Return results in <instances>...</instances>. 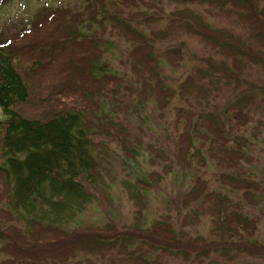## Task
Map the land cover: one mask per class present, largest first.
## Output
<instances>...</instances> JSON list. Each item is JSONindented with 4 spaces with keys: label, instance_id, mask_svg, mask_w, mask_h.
<instances>
[{
    "label": "trees",
    "instance_id": "trees-1",
    "mask_svg": "<svg viewBox=\"0 0 264 264\" xmlns=\"http://www.w3.org/2000/svg\"><path fill=\"white\" fill-rule=\"evenodd\" d=\"M66 1L74 7L60 10L64 6L57 0L54 9L41 12L46 17L20 13L27 22L14 31L36 33L28 45L20 46L0 26V264H105L98 259L112 255L122 264H149L154 254L145 247L158 255L168 253L169 258L189 257L184 246L196 248L195 243L206 241L196 228L202 213L214 217L211 231L220 240L228 234L239 239L254 230L255 217L222 190L223 194L210 190L192 166L196 172L201 171L198 165L205 164L206 171L218 168L223 186L242 190L249 202L262 204L264 214L262 183L253 179L248 165L263 121L257 120L261 125L250 133L253 142L234 133L237 124H249L259 107L255 100L264 91L246 87L218 112L202 110L200 105L181 110L175 129L181 125L182 131L178 130L180 145L175 152L144 144L141 136L132 137L126 122L134 121L129 115L134 109L124 97L135 94L138 109L155 101L163 118L168 115L167 106L176 92L173 83L165 80L162 65L173 61L174 67L181 66L187 51L180 38L172 46L160 45L164 38H176L179 26L219 49L238 67L232 69L223 60L226 70L215 63L207 69L194 68L195 74L188 75L192 81L180 85L182 95L198 96L209 107L213 83L222 78L226 85L239 82L235 72L244 65L241 58L264 67V49L259 47L264 46V0H168L175 4L169 9L164 0ZM12 2L0 0V19ZM196 2L234 16L252 31L250 39L213 27L206 14L193 9ZM27 23L31 31L26 30ZM45 25L48 29H41ZM204 78L209 79L207 86L201 82ZM24 107L39 116L27 115ZM140 119L137 123H147L155 136L151 117ZM111 142L119 144L120 153ZM204 143L210 145L205 151ZM111 154L116 155V164ZM102 172L109 178L123 175L120 184L112 185L125 189L137 207L134 223L122 232L114 231L112 223L89 231L71 226L93 202V190L109 186L102 181L107 178ZM164 174L172 178L170 184L177 192L164 201L168 212L158 219L149 213L148 197ZM172 210L184 212L179 224ZM117 211L114 207L110 216L114 218ZM238 252L221 250L227 257Z\"/></svg>",
    "mask_w": 264,
    "mask_h": 264
},
{
    "label": "rangeland",
    "instance_id": "rangeland-1",
    "mask_svg": "<svg viewBox=\"0 0 264 264\" xmlns=\"http://www.w3.org/2000/svg\"><path fill=\"white\" fill-rule=\"evenodd\" d=\"M60 5H63L64 8L61 6L58 9H65L74 7L72 4L63 2V0H60ZM263 0L260 1L262 3ZM57 0H13L11 3L12 5L6 8L4 11L6 13L5 16H3L0 19V26L1 29L5 30L6 32L12 33L13 38L20 44V46L28 45L29 41L33 39V37H36L35 31L31 33L22 32L18 33L14 31L15 29H22L23 24L27 22V19L24 16H21L20 13L30 15L31 17L37 16L39 13L41 14V17H46L47 15H44L41 13L45 9H51L56 4ZM164 5L166 6V9H169L171 6L174 7L175 4H168V0L163 1ZM76 6V4H75ZM193 9L197 10V8L204 14H206L208 22L215 28H219L225 31H230L231 33H237L241 35L244 38H247L252 34V31H250L245 26H242V24L238 23V21L235 19L234 16L229 17L225 14H222L221 11L217 7H212L211 5H202L198 4L197 2L194 3ZM54 9V8H53ZM46 20V19H44ZM40 23V22H39ZM38 23V24H39ZM22 27V28H21ZM49 25L42 26L41 29H48ZM32 25L27 23L26 30L31 31ZM40 29V30H41ZM178 34L173 38H164L166 40H162L161 47L165 48L166 45L169 47L172 46L174 41L177 40V38H180V41H183L186 43V51L184 55V61L181 66L174 67L173 61L169 64H163L162 65V71L165 74V80L170 81V85L172 84V89L176 92L175 96L171 100V103L167 106V112L168 115H165L163 118L162 112L159 113L158 110V104L154 102H149L141 107V109H138L139 106V100H137L136 104L134 103L136 100L135 94L127 95L124 97V101L126 105L131 104V107H133L134 110L130 111V117L136 121H128L126 122L128 125V129L133 136H141L143 138L144 144H153L154 147H157L161 149V146L164 147L167 146V148H170L171 152H175L178 149V146L180 145L177 141L179 139V131H182L181 125L179 126V129H175V126L177 122H180V118L183 115H180V111L183 110L185 112H188V109L190 108H196L200 105V108L202 110L205 109H213L214 111L218 112L221 111L224 106H226L230 101H234L239 94L243 93L246 89V87H253L257 90H263L264 91V67H260L258 64L252 63L251 60L241 58L244 61L243 67H241V71H237V73L240 77L239 82L236 83L234 81L230 82V84L226 85V82H223L224 79L220 78L219 83H213L211 90V96L208 97V101L212 104L207 107L204 100L198 98V96H192L189 95L185 97V94L182 95L180 93V85L187 84L191 82L188 78L189 73H192V75L195 74L194 71H192L194 68L198 69H207L209 65L212 63H215L216 66L219 69L226 70L225 65L222 63L223 60H226L229 67L232 69H237L238 67H234V64L232 60L227 58L228 56L224 53H222L219 49L212 47L211 44H207L203 39L196 35L187 34L186 29L178 26ZM229 32V33H230ZM50 34L47 32L46 36H49ZM172 37V36H171ZM250 39V37H249ZM252 46H254L255 42L253 40H250ZM259 46V45H258ZM261 49H264V46H259ZM46 61V60H44ZM171 64V65H170ZM224 66V67H223ZM118 67H122L119 66ZM224 70L220 71L221 74L224 73ZM128 72H130L128 68ZM218 77H220L218 75ZM173 80V82H172ZM207 80L209 79H202V84L207 86ZM222 81V82H221ZM199 84H201L200 81H197ZM236 83V84H235ZM138 88V87H137ZM133 89V88H132ZM126 90V89H125ZM181 95H180V94ZM62 99V98H61ZM204 99V98H203ZM151 101V99H149ZM256 103L259 104L258 109H254L252 112V115H250L251 121L249 124L245 126H237L239 124L233 123V125L237 127L236 130H234L236 134H244L246 137H248L252 142L255 140L251 138V134L253 131H256L258 126H260V122L263 121L264 124V96L260 95V97L256 98ZM197 104V106L194 107V105ZM130 107V109H132ZM195 109V110H196ZM158 110V111H157ZM187 110V111H186ZM38 111V109H37ZM24 112L27 115L30 116H39L36 111L33 109H30V107H24ZM135 113V114H132ZM161 114V115H158ZM141 115H147L151 117L152 119V125L153 128L157 131L156 135H153V132L149 130V125L147 123H143L140 121L137 123L138 120H141ZM0 117H2L0 115ZM93 117H91V120L94 121ZM124 119V118H123ZM258 120V121H257ZM167 126V127H166ZM140 127V128H139ZM165 129H169L170 132L165 133ZM178 128V126H177ZM141 129V130H140ZM261 129V133L258 136L259 141L255 143L254 146V153H253V160L248 164L253 171V179L257 181H261L262 188L264 191V126L258 128ZM1 134V133H0ZM166 137V138H164ZM169 138H172V141L169 140ZM263 143H262V142ZM112 146L113 149L117 150L118 153H120L119 144L118 143H108ZM108 145V146H109ZM107 146V145H104ZM203 150H207L210 148V145H207L204 143ZM181 148V147H180ZM201 148V149H202ZM205 157H207L206 154H204ZM111 160L114 164H116V155L111 154L110 155ZM170 159L172 160L173 157L171 156ZM169 159V160H170ZM173 164L178 168L176 163L173 162ZM223 164V163H222ZM225 165L229 170H231L234 167ZM192 166V165H191ZM216 166V165H215ZM222 166V165H221ZM154 167L160 168L159 165H154ZM193 172L197 173L201 179L208 182L209 189L212 191H223L224 195H227L229 199H232L235 203H239L242 206V209L248 212L249 214L253 215L255 217V229L249 230L248 233L245 234V237H241L237 239V235H225L224 238L218 239V235L214 234V232L211 231L213 224L212 220L214 217L211 215L201 214L199 216V223L197 224L196 228H199V232L201 235H205L206 241L204 243H195L194 246L196 248H192L190 244L187 246H184L183 251L189 254V257H168V253L161 252L160 255L155 254L153 250H149V247H145L148 249L149 254L152 253L153 258H151V261L149 264H264V214L261 212V205L256 203L252 200L249 202L248 199L244 197V193L242 190H231L229 186H223V183L220 179V173L219 169L214 167L211 171L205 170V164L198 165V167L201 169V171L196 172V167ZM239 169V168H237ZM103 176H107L105 173H101ZM169 174H164V177L159 180V185L157 188H154L151 190L150 196L147 198L148 202L151 205V208H149V213L151 215L155 216V218H160L159 214H163L168 212V209H166L165 206H168L167 203L164 201H167L169 199H173L174 194H176L177 190H174L173 183L170 184L172 181V178L167 177ZM114 177V179H111ZM124 178L123 175H119L115 177V175L110 176V178L107 176V178H103L102 181L107 182L109 185L105 188H99V186L96 187V189L93 190L95 194V198L93 202L86 208L84 212L80 216H78L72 223V227L81 226L80 229L84 230L88 228L89 230H94L96 226H101L104 223H112L113 227L115 228L114 231L122 232L129 226H131L134 221V211L137 209V207L134 204V201L129 197V194L125 189H120V186L114 187L112 185L113 182L120 184L122 182V179ZM174 182V181H172ZM227 185V184H226ZM162 187V189L160 188ZM172 194V196H169L167 192ZM221 191V192H222ZM160 192H163V194H160ZM222 192V194H223ZM179 192V196H180ZM258 195V194H257ZM115 199V202H112L109 198ZM181 197V196H180ZM3 198L0 196V201H2ZM163 201V202H161ZM257 202V201H256ZM240 206V209H241ZM115 207V210H118L117 213L114 212L115 216L114 218L110 215H112L111 210ZM183 209H185V206H181ZM178 210H172V216L174 220L177 222V224L180 223V219L183 217L184 212L182 215H179ZM117 214V215H116ZM151 218V217H150ZM104 220V221H103ZM144 222V221H143ZM142 222V226L144 225ZM141 224V223H140ZM142 226L140 228L142 229ZM71 227V228H72ZM188 227V226H187ZM188 229V228H187ZM75 230V229H73ZM46 239L49 238V234L44 233ZM230 235V236H229ZM32 244V243H31ZM190 245V246H189ZM238 249V254H233L232 257H227L224 254L221 253V250L223 249ZM113 252V251H112ZM120 252V251H119ZM113 254V253H112ZM49 254H47L48 256ZM146 255H148L146 253ZM199 255V258L197 256ZM27 256V255H25ZM0 257H3V254L0 253ZM26 258H31L26 257ZM34 259V258H33ZM93 260L94 257L92 258ZM103 263L105 264H113L112 262L115 261L113 259V255L101 257ZM117 264H122L118 260V256L115 261ZM99 262L98 264H100ZM42 264H47L45 262H42Z\"/></svg>",
    "mask_w": 264,
    "mask_h": 264
}]
</instances>
